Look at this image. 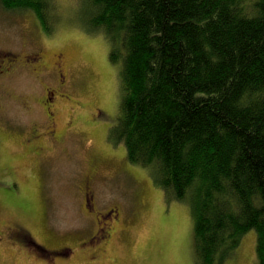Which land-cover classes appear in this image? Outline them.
<instances>
[{
  "label": "rangeland",
  "instance_id": "374dc122",
  "mask_svg": "<svg viewBox=\"0 0 264 264\" xmlns=\"http://www.w3.org/2000/svg\"><path fill=\"white\" fill-rule=\"evenodd\" d=\"M84 2L54 0L51 33L0 4V264H201L191 203L109 140L120 65ZM257 238L223 264H258Z\"/></svg>",
  "mask_w": 264,
  "mask_h": 264
},
{
  "label": "trees",
  "instance_id": "16d2710c",
  "mask_svg": "<svg viewBox=\"0 0 264 264\" xmlns=\"http://www.w3.org/2000/svg\"><path fill=\"white\" fill-rule=\"evenodd\" d=\"M54 26V0H0ZM80 20L120 65L108 137L165 195L190 202L201 264L249 231L264 264V0H85Z\"/></svg>",
  "mask_w": 264,
  "mask_h": 264
},
{
  "label": "flooded vegetation",
  "instance_id": "af4514ba",
  "mask_svg": "<svg viewBox=\"0 0 264 264\" xmlns=\"http://www.w3.org/2000/svg\"><path fill=\"white\" fill-rule=\"evenodd\" d=\"M50 94L52 95V97L49 98V99H50L49 101H51L52 99L55 98V97H54V94H53V93H50V91H49V92H48V95H50ZM113 211H116V209H114ZM109 212H111V211L109 210V211L107 212V214H108ZM116 212H117V211H116ZM107 214H106V216H107ZM104 217H105V216H101L100 218L103 219ZM100 218H99V220H98L99 223H101V219H100ZM104 235H106V236H103V237H104V238H107L108 235H109V233L106 232V233H104ZM95 238L98 239V238H100V236L97 235V236H95V237H91L90 240L95 239Z\"/></svg>",
  "mask_w": 264,
  "mask_h": 264
}]
</instances>
